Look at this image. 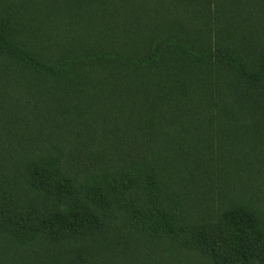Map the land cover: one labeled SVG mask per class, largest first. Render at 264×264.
<instances>
[{
  "label": "trees",
  "instance_id": "1",
  "mask_svg": "<svg viewBox=\"0 0 264 264\" xmlns=\"http://www.w3.org/2000/svg\"><path fill=\"white\" fill-rule=\"evenodd\" d=\"M0 259L264 264V0H0Z\"/></svg>",
  "mask_w": 264,
  "mask_h": 264
},
{
  "label": "rangeland",
  "instance_id": "2",
  "mask_svg": "<svg viewBox=\"0 0 264 264\" xmlns=\"http://www.w3.org/2000/svg\"><path fill=\"white\" fill-rule=\"evenodd\" d=\"M1 259H2V258H1ZM1 259H0V260H1ZM7 264H10V263H7Z\"/></svg>",
  "mask_w": 264,
  "mask_h": 264
}]
</instances>
